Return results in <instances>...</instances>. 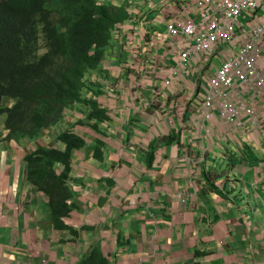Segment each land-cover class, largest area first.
I'll use <instances>...</instances> for the list:
<instances>
[{"label":"crops","instance_id":"0c3cea01","mask_svg":"<svg viewBox=\"0 0 264 264\" xmlns=\"http://www.w3.org/2000/svg\"><path fill=\"white\" fill-rule=\"evenodd\" d=\"M118 1L139 15L113 37L101 73L88 76L104 91L109 121L94 129L89 109L76 104L52 135L16 141L0 120V264H264V89L254 120L204 119L191 93L195 82L198 92L207 88L185 72L197 66L162 42L169 16L188 8L194 18L195 0ZM129 40L143 48L136 61ZM148 55L160 63L154 84ZM65 131L86 146L73 153L75 205L62 228L23 160L39 146L58 147L53 137Z\"/></svg>","mask_w":264,"mask_h":264},{"label":"trees","instance_id":"16d2710c","mask_svg":"<svg viewBox=\"0 0 264 264\" xmlns=\"http://www.w3.org/2000/svg\"><path fill=\"white\" fill-rule=\"evenodd\" d=\"M128 9L127 3L101 0H0V115L6 140L40 139L76 104L88 105L86 121L94 129L109 121L98 100L104 91L88 76L101 73L114 30L123 31L138 17ZM87 89L92 100L85 98ZM53 141L59 146H39L23 162L30 184L49 198L53 222L66 228L62 218L75 205L73 153L86 142L69 131Z\"/></svg>","mask_w":264,"mask_h":264},{"label":"built area","instance_id":"2783aa9c","mask_svg":"<svg viewBox=\"0 0 264 264\" xmlns=\"http://www.w3.org/2000/svg\"><path fill=\"white\" fill-rule=\"evenodd\" d=\"M192 5L194 18L188 8L169 16L162 42H169L180 63L197 66L185 71L187 75L196 71L197 82L207 88L200 93L193 84L191 98L199 104L197 112L206 120L217 112L234 126L241 125V115L254 120V98L264 89V0H195ZM146 21L141 16L139 24ZM145 35L143 29L141 38ZM125 44L134 61L140 55L133 50L134 41ZM148 58L143 63L154 84L158 80L154 70L160 63L156 55ZM181 72L173 67L172 78L178 79Z\"/></svg>","mask_w":264,"mask_h":264},{"label":"rangeland","instance_id":"374dc122","mask_svg":"<svg viewBox=\"0 0 264 264\" xmlns=\"http://www.w3.org/2000/svg\"><path fill=\"white\" fill-rule=\"evenodd\" d=\"M102 2H104V0H102ZM143 3H144V2H143ZM115 5H119V4H118V3H115ZM132 11H135V12L139 13L136 9H132ZM140 27H141V25H140ZM144 29H145V28H144ZM138 30H140V29L138 28L136 31H138ZM145 30H146V29H145ZM113 35H114V33H113ZM131 36H132V37L135 36V31H134L133 34H131ZM135 44H136V47H137V48L134 47L133 50H136V53L139 52V54H140V52H141V50H142L143 48H140V47H139V40H135ZM140 55H141V54H140ZM138 59H139V57H137V58L135 59V61L138 60ZM131 67H132L133 69H137V68H138V67H137V64H136L135 62L131 65ZM85 98H86L87 100H92V99L94 98V93L89 92L87 95H85ZM82 105H83V106H82V110H83V111H87V109H89V107H88L87 104L83 103ZM101 105L106 106V105L103 104V103H102ZM111 106H112V105H111ZM87 112H88V111H87ZM242 116L244 117V116H246V115H241V116L239 117V122H240V123H241ZM4 119H5V116H4V115H0V120L4 121ZM227 124H230V123H227ZM257 125H258L257 122H255V121H252V122H251V126H257ZM50 129H51V128H50ZM50 129L46 130L45 132H46L47 134H49V135H52L51 132H54V131H53V130L50 131ZM82 139H83V138H82ZM11 140H14V139H11ZM84 141H85V140H84Z\"/></svg>","mask_w":264,"mask_h":264},{"label":"clouds","instance_id":"9594fccd","mask_svg":"<svg viewBox=\"0 0 264 264\" xmlns=\"http://www.w3.org/2000/svg\"><path fill=\"white\" fill-rule=\"evenodd\" d=\"M101 2H102V0H101ZM104 2H112V3H118V4H120L121 2L120 1H118V0H104ZM123 3V2H122ZM129 10V9H128ZM114 32L115 33H118L119 31L118 30H114ZM114 33V34H115ZM114 36V35H113ZM5 120V119H4ZM5 127V126H4ZM9 133V132H8ZM35 152V151H34Z\"/></svg>","mask_w":264,"mask_h":264}]
</instances>
